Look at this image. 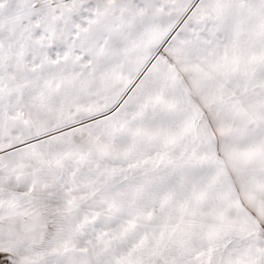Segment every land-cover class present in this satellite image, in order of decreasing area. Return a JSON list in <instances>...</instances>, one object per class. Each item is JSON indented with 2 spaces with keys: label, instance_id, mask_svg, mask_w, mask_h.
Listing matches in <instances>:
<instances>
[{
  "label": "snow or ice",
  "instance_id": "1",
  "mask_svg": "<svg viewBox=\"0 0 264 264\" xmlns=\"http://www.w3.org/2000/svg\"><path fill=\"white\" fill-rule=\"evenodd\" d=\"M0 264H264V0H0Z\"/></svg>",
  "mask_w": 264,
  "mask_h": 264
}]
</instances>
